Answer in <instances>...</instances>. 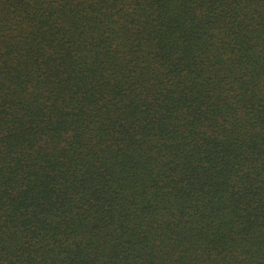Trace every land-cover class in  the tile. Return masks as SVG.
Listing matches in <instances>:
<instances>
[{
	"label": "trees",
	"instance_id": "1",
	"mask_svg": "<svg viewBox=\"0 0 264 264\" xmlns=\"http://www.w3.org/2000/svg\"><path fill=\"white\" fill-rule=\"evenodd\" d=\"M0 264H264V0H0Z\"/></svg>",
	"mask_w": 264,
	"mask_h": 264
}]
</instances>
